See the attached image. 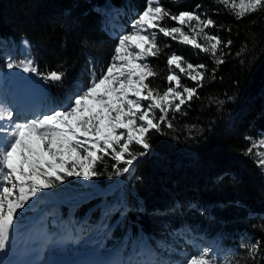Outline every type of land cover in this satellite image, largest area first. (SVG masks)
Listing matches in <instances>:
<instances>
[{
  "label": "trees",
  "instance_id": "obj_1",
  "mask_svg": "<svg viewBox=\"0 0 264 264\" xmlns=\"http://www.w3.org/2000/svg\"><path fill=\"white\" fill-rule=\"evenodd\" d=\"M162 3L173 14L199 5L217 25L209 28L212 34L232 40L224 49L226 62L217 67L209 55L159 34L161 51L149 58L158 74L151 85L166 90L167 59L176 50L191 63L207 65L200 98L185 108L187 115H176L175 130L150 133L151 150L130 175L71 179L60 192L80 202L73 211L99 223L107 204L121 196L128 201L123 222L119 213L107 220L110 248L138 243L146 234L156 239L166 233L165 225L187 220L212 232L224 228L230 243L237 242L240 231L248 232L245 240H260V252L255 260L242 255L239 264H264V171L257 155L264 152V11L238 20L219 0ZM104 6L122 17H137L146 0H0V47L18 48L26 38L41 72L63 71L69 86L78 78L86 83L89 61L97 70L106 67L116 46L103 29ZM163 23L173 26L170 19ZM186 85L194 86L190 80ZM252 141L256 147L249 154ZM112 163L108 160V171Z\"/></svg>",
  "mask_w": 264,
  "mask_h": 264
},
{
  "label": "snow or ice",
  "instance_id": "obj_2",
  "mask_svg": "<svg viewBox=\"0 0 264 264\" xmlns=\"http://www.w3.org/2000/svg\"><path fill=\"white\" fill-rule=\"evenodd\" d=\"M219 2L231 9L238 20L264 11V0ZM198 9L199 5L196 9L173 14L162 0H146V7L136 14L129 28L118 35L107 66L97 70L89 61L88 81L84 83L78 78L66 97L49 98L42 108L9 105L0 99V254H5L0 255V264H18L7 259V254L10 248L15 250L13 241L25 214L35 209L45 193L69 179L93 181L104 175H130L140 158L151 150L150 133L164 134L165 127L175 130L176 115H187L185 108L200 98L198 90L204 86L207 65L194 64L183 55L171 54L167 59L168 87L161 92L150 83L158 74L149 58L160 53L157 41L162 34L209 55L217 67L224 64L229 54L224 49L231 47L232 40L225 42L218 34L207 31L217 25ZM166 19L175 22V26H165ZM21 44L25 51L23 58L6 55L8 70L18 69L39 77L45 84L63 80V71L41 72L28 51L30 42L25 39ZM243 54V49L236 53L237 56ZM173 68L180 74L172 71ZM215 73L216 68H213V80ZM182 76L194 86L183 84ZM251 143L247 149L249 154L256 147L254 141ZM260 143L264 144V139ZM257 155L258 166L264 171V152ZM108 160L113 162L111 171H108ZM129 210L123 196L107 204L98 230L107 234L112 230L108 218L119 213L123 222ZM176 231L173 230V234ZM159 247L172 251L165 245ZM244 247L249 258L255 260L261 241L255 240ZM122 252L123 248L117 251L115 258L101 264H221L220 258L209 248H200L180 260L166 259L144 246L127 256ZM230 264L237 262L230 261Z\"/></svg>",
  "mask_w": 264,
  "mask_h": 264
},
{
  "label": "rangeland",
  "instance_id": "obj_3",
  "mask_svg": "<svg viewBox=\"0 0 264 264\" xmlns=\"http://www.w3.org/2000/svg\"><path fill=\"white\" fill-rule=\"evenodd\" d=\"M199 11L205 13L204 11ZM205 14L207 15V13ZM126 17L123 18L118 14H109L107 16L109 29L114 36L118 37L119 34L124 33L125 30L129 28L130 23L137 18ZM111 24H113V26H111ZM173 26H175V22H173ZM207 31L212 33L210 29H207ZM189 47L199 52V50L195 49L194 47ZM28 51L36 60L31 46L29 47ZM173 53L183 55L176 50H174ZM24 54L25 51L22 48L21 44L19 51H17L16 49H11L10 51L7 50L4 59H6V55L12 56L15 59H21L23 58ZM172 71L180 74L179 71L174 68L172 69ZM16 77L20 78V80L22 81L31 79V81L28 83V90L25 94V98L22 101L23 104H25L26 102L30 103L32 97L35 96L37 97L36 100L41 103V106L39 108H42L48 102L49 98L61 100L65 97L62 96L61 98L60 96H58L61 93L60 91L57 92L58 95L56 93L53 94L51 92L50 84H45L44 81H42L39 77L24 74L18 69L8 70L6 68L4 71H0V99L4 100L9 105L15 103V101H10V97L11 95L13 96L12 92H15L17 90L15 85ZM13 79H15V81ZM12 81H14L13 85L15 87L12 86V83H9ZM186 81H189V79L182 76V83L186 84ZM16 104L18 103L16 102ZM66 184L67 181L65 182V184H63V186H65ZM58 187H62V185ZM58 187L44 194V197L42 199L43 207L46 206L49 199H51L50 203L54 201L55 198H58V201L53 206H49L50 203L48 204V210L45 211V213L42 215V221H45V224H43L42 227H33L29 230L28 234L30 238L27 242L26 247L27 249H29L32 257L29 261L25 256L21 257L19 259V264H69L71 262H74L75 264H101V262L115 258V251H111L110 253L112 254L109 255L102 253L100 257L96 254V252H98L100 248L99 244L97 245V242L99 240V233L101 231L96 230L95 227H90L89 224H87L85 220L82 221V218L79 216H70L65 220V217L67 216L65 205L67 202L61 198L59 199V192L57 191H60L62 188L58 189ZM195 207L199 208L198 205H195ZM47 240H49L50 242H48ZM103 247L104 245L102 243L100 250L103 252H107L106 249L103 250ZM200 248H209L217 257L219 256L221 250L216 243H214L213 241H208L204 245L200 246H198L197 244H193V247L191 249L182 247L177 250L180 252L177 254H164L168 257L177 256L178 259H182L184 256H187L188 254ZM161 253L158 254L161 255Z\"/></svg>",
  "mask_w": 264,
  "mask_h": 264
},
{
  "label": "bare ground",
  "instance_id": "obj_4",
  "mask_svg": "<svg viewBox=\"0 0 264 264\" xmlns=\"http://www.w3.org/2000/svg\"><path fill=\"white\" fill-rule=\"evenodd\" d=\"M30 81H31V79H26L25 81H22V80H20V78L16 77L15 85H17V87H16L17 90L15 92H12L13 93V96L11 95L10 101H14L15 100V103L17 102L18 105H20L22 107H25V108H32V107L39 108L40 107V104L37 101H33V102H30V103H25V104L22 103V98H23L25 92L27 91V88H26L27 87V84ZM26 104H28V105H26ZM34 104H35V106H32ZM13 260L16 261V262H18V259L17 258H13ZM49 264H51V263H49Z\"/></svg>",
  "mask_w": 264,
  "mask_h": 264
}]
</instances>
